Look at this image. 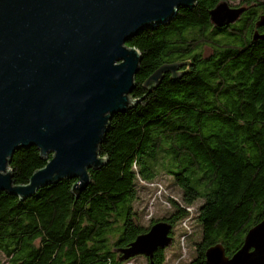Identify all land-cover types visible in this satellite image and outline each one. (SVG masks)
I'll use <instances>...</instances> for the list:
<instances>
[{
    "label": "trees",
    "instance_id": "1",
    "mask_svg": "<svg viewBox=\"0 0 264 264\" xmlns=\"http://www.w3.org/2000/svg\"><path fill=\"white\" fill-rule=\"evenodd\" d=\"M222 0H198L180 7L165 24L141 31L127 45L142 58L132 97L139 100L112 117L100 155L107 163L89 169L79 194L76 178L63 179L21 200L0 193V252L9 264H165L166 249L152 257L124 258L126 249L150 227H171L193 215L201 227L195 257L209 264L206 250L222 244L227 256L264 218V40L257 21L264 0H240L244 8L229 26L216 27L210 11ZM234 1V0H232ZM232 7V6H231ZM184 63L182 75L167 73L144 86L163 64ZM36 146L14 152L9 165L16 184L43 167ZM165 174L180 192L168 196L161 218L138 222L135 202L141 183ZM148 216V213L146 217ZM185 229L183 240L193 233Z\"/></svg>",
    "mask_w": 264,
    "mask_h": 264
},
{
    "label": "water",
    "instance_id": "2",
    "mask_svg": "<svg viewBox=\"0 0 264 264\" xmlns=\"http://www.w3.org/2000/svg\"><path fill=\"white\" fill-rule=\"evenodd\" d=\"M198 0H0V193L21 200L63 179L76 178L75 196L90 183L89 169L107 163L100 155L112 117L139 100L132 97L141 52L127 43L141 31L165 24L180 7ZM244 8L220 1L210 11L216 27L237 21ZM264 27V14L257 21ZM264 40V32L254 34ZM184 63L160 66L145 82L182 75ZM36 146L46 164L25 184L9 167L20 148ZM171 225L154 223L123 250L124 258L152 257L172 242ZM209 264H264V218L227 256L209 247Z\"/></svg>",
    "mask_w": 264,
    "mask_h": 264
},
{
    "label": "rangeland",
    "instance_id": "3",
    "mask_svg": "<svg viewBox=\"0 0 264 264\" xmlns=\"http://www.w3.org/2000/svg\"><path fill=\"white\" fill-rule=\"evenodd\" d=\"M226 1L230 6L236 7L240 0H222ZM139 198L136 200L134 206L138 214V222L147 226L150 222L148 220L150 214L156 218L163 217L169 208L166 202L168 196L178 197L180 199V192L178 188L173 185L172 180L165 174L158 176L154 182L141 183ZM148 213V216L146 217ZM151 214V215H152ZM185 229H191L193 234L187 240H183V233ZM201 238V227L194 219V215L189 219L178 222L174 226V235L171 244L166 249V263L165 264H187L196 255L195 243ZM0 264H9L6 257L0 252ZM129 264V263H128ZM130 264H145L143 257L139 256L132 260Z\"/></svg>",
    "mask_w": 264,
    "mask_h": 264
}]
</instances>
